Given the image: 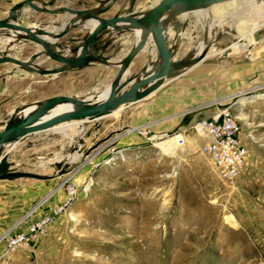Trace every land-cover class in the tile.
<instances>
[{
  "label": "rangeland",
  "instance_id": "374dc122",
  "mask_svg": "<svg viewBox=\"0 0 264 264\" xmlns=\"http://www.w3.org/2000/svg\"><path fill=\"white\" fill-rule=\"evenodd\" d=\"M19 1L0 0V19ZM144 1L32 3L73 10H96L101 4L105 9L98 16L112 17L143 11L155 2ZM15 17L22 26L45 23L54 32L68 13L51 14L23 5ZM180 17L185 22L177 20ZM220 17L225 19L216 28L225 37L216 43V52L237 40V32L229 24L237 26L242 19L233 9L222 10ZM196 19L201 25L190 27L189 21ZM87 32L70 28L57 37L55 51L67 55L66 47H76ZM215 33H210L212 41ZM253 34L256 42L250 47L225 55L216 53V61L226 60L235 70L237 90L251 87L228 101L175 102L174 94L165 96L162 85L144 99L109 114L55 124L22 137L7 149L2 159L6 175L26 172L36 177H0V264H264V83L256 84L246 76V68L264 53V39L260 30ZM202 35V20L195 13L170 19L165 37L169 45H178L172 59L194 53ZM135 43L133 31L109 27L97 36L90 50L106 62L90 61L55 75L31 72L12 62L0 63V130L11 111L22 104L101 91L119 73L117 63ZM38 49L36 42L25 41L8 55L27 60ZM6 51L0 39V54ZM156 56L152 42L145 39L127 62L128 74L149 67ZM33 64L61 66L46 55L34 59ZM217 108H228L237 117L239 136L247 147L241 172L231 184L217 176L211 158L200 150L202 139L192 128L196 120ZM179 129H185L179 136L181 142L172 153L166 152L161 143ZM64 151L77 158L68 159ZM67 185L76 189L77 196L53 216L46 232L26 247L8 249V236L39 216L52 214L64 199Z\"/></svg>",
  "mask_w": 264,
  "mask_h": 264
},
{
  "label": "water",
  "instance_id": "95a60500",
  "mask_svg": "<svg viewBox=\"0 0 264 264\" xmlns=\"http://www.w3.org/2000/svg\"><path fill=\"white\" fill-rule=\"evenodd\" d=\"M33 0H21L14 3L7 11V15L0 19V28H16L18 30L24 31L27 34L28 41L36 42L38 45H41L43 48L37 50L33 53L30 58L27 60L18 59L15 56H2L0 57V63L2 62H12L15 65H19L25 70L39 73L42 75H55L56 73L66 69L67 67L76 68L82 66L90 61L98 60L99 56L90 53L91 48L93 47L94 41L97 36L109 27H113L118 22H123L127 25H141L143 27V32L141 36L137 37L134 30L131 28H126L125 30H131L134 32L136 37V43L131 51L127 54V62L134 56V54L144 45L145 39H148L149 42H152L153 47L157 55L161 58L158 70L156 73L144 80H140L144 71H146L147 66H144L140 71L133 75L123 77L121 75L122 69L119 70V73L116 75L113 81L116 82L115 88L108 96L98 103H91L90 100H81L76 96H53L46 99L48 102L42 104V109L51 107L58 101H66L77 103L79 106L74 108L64 114L57 115L48 119H40L41 112H28L24 113L22 116L14 118L8 122L0 130V159L3 157L6 150L11 149L12 146L21 139L22 137L29 135L31 133L39 132L46 130L55 124L76 120L84 118H96L103 115L109 114L112 111L122 107L124 105L140 101L160 88L166 80L171 70L180 69V68H189L198 62L204 60L209 55L212 44H216L222 37L224 38V32L217 31L215 33L214 39L210 42L209 36L210 32L208 29V24L202 21L203 25V35L202 43H205L202 50L198 54L191 53L188 57L180 60L172 59V51L176 50L174 44L169 45L165 37V25L166 23L174 18V16L179 14L193 13V11H210L214 5L223 4L232 1L240 0H159L154 6L147 8L146 10L135 12L133 14H124V15H115L112 17H100L97 13H94L88 9L85 10H73L68 7H58L56 9H48L37 7L32 3ZM113 1V0H112ZM263 1V0H262ZM264 2V1H263ZM28 5L34 10L55 14L57 12H67L73 13L76 12L79 18H90L95 19L98 23L91 30L89 34H86L82 44V50L78 55H62L52 49L47 41L40 38L38 35L34 34L30 27L22 26L19 23L10 22V18L15 17L18 10L23 6ZM170 14L166 20L163 21L162 17L164 14ZM199 16V15H198ZM200 18V17H199ZM76 19V18H75ZM75 19L71 20V24L58 32L57 37L62 36L69 30L74 27ZM208 22V21H207ZM41 34L48 33L47 30H42ZM230 44H228L225 49H228ZM226 51V50H225ZM228 52H224L223 55ZM41 55H46V58H51L57 62L61 63V66L55 68H41L35 67L33 65V60ZM134 81V84H130ZM130 84V85H129ZM68 170H63L58 173L60 176L62 173H66ZM4 177H16V176H26V177H36L34 174H28L26 172H13V173H4ZM1 176V177H3Z\"/></svg>",
  "mask_w": 264,
  "mask_h": 264
},
{
  "label": "bare ground",
  "instance_id": "6f19581e",
  "mask_svg": "<svg viewBox=\"0 0 264 264\" xmlns=\"http://www.w3.org/2000/svg\"><path fill=\"white\" fill-rule=\"evenodd\" d=\"M252 1L253 2H255V1L256 2H262L264 4V2L262 0H252ZM232 5L234 7L230 8V7H232ZM239 7H240V3H238V2H229V3H224L222 5H218L216 7H213L211 12H210V14H209L210 17H211L210 19L211 20H216L217 18L219 19L220 12L222 10H225V9H229L230 8V9L235 10L234 12H237ZM104 9H105V7L100 4V5H98L96 10L91 9L90 11L98 14L101 11H103ZM195 12H197V11H195ZM169 14H170V11H168V13L164 14L163 17H162V20L165 21L166 20L165 18H167L169 16ZM79 16L80 15H78L76 12L68 13V17L66 19H61V22H60L61 23V27L60 28H56V30L54 32L50 31V27L45 25V23L44 24L43 23L33 24V25L30 26V28H31V30H32V32L34 34L38 35L40 38H42L45 41H47L49 43L50 47L52 49H54L55 48L54 44H55V42L57 40L58 32L60 30H62V29L67 28L72 23L71 20L76 18L75 21H74V27H77V28H79L81 30L82 29H88L87 34H89L91 32V30L95 27V25L98 23V21L95 20V19H90V18H84L83 19L82 17L79 18ZM204 18H206V17H204ZM9 21L13 22V23H19V20L16 19V17L10 18ZM245 23H246V21H245ZM253 24L254 23L248 24V27H246L245 24H243L242 26H235L234 25L235 30H236L237 34L240 36V38L242 39V41L240 42L239 40H237L236 42L232 43L231 48L233 50H238L239 48H245L246 46L248 47L249 45H251V44L256 42V39L254 37L253 32L259 30V28L264 23H262V25H257V26L253 25ZM113 27L114 28H124V29L129 27V28L134 30V32H135L137 37L141 36V34H142L143 30H144L141 25H131L130 26V25H127V24H125L123 22H118L115 25H113ZM42 30H45V31L47 30L48 33L41 34L40 32ZM241 34H242V37H241ZM84 38L85 37H83L82 40H81V43L78 44L74 48H71V47L67 46L66 47V54L70 55V56L78 55L81 52V50H82V44H83ZM0 39L4 40L5 48L7 49L6 52H2L0 54V57L9 56L8 54H12V52H10V51L13 50V48L19 46L21 43H23L25 41H28L26 32L18 30L16 28H10V27H8V28H0ZM40 48H43V47L41 45H39V49ZM202 48H203L202 46L198 47V50H197V52L195 54H198L202 50ZM4 51H5V49H4ZM172 53H173V51H172ZM156 57H157L156 60L153 61L152 64L149 67L146 68V71L143 72L142 77H141L140 80H144L146 78L148 79V78L152 77L156 73V71L158 70L159 64H160V60H161V58L158 55ZM93 61L106 62L102 58H98V60H93ZM117 64L120 65V69H122L121 75L123 77L130 75V74H128V70H127V66H126V60H125L124 57L121 58L120 62L117 63ZM16 66L20 67L19 65H16ZM34 66L38 67V65H34ZM184 70H185V68L173 69V70L170 71L169 76L171 74H173V73L183 72ZM135 82H137V81H134V82H132L130 84L132 85ZM115 85H116V82L112 81L109 85L105 86L101 91H97L95 94L91 93V94L85 95L84 97H77V98H79V99H81L83 101L90 100V101H92L91 103H93V104L94 103H98L100 100L106 98L108 96V94L114 90ZM239 100L244 101L243 97H240ZM44 102H48V101L47 100H42V101H38V102H33L31 104H22V105L16 107L15 109H13L11 111L10 118H9V120L7 119V121L5 122V125H7L10 120H12L14 118H17V117H20L24 113L33 112V111L34 112L35 111L38 112L40 110V112H41V118L40 119H48V118L55 117V116L60 115V114H64V113H66V112H68V111H70V110H72L74 108H77L79 106L77 103H73V102L58 101L54 105H52L51 107H48L46 109H42V104ZM88 119L89 118H84L83 120H88ZM80 134L81 133H79V136H80ZM196 135H198L199 138L202 137V135H200L198 133H196ZM181 140H182L181 137L180 138H178V137L177 138L170 137L169 140H165L161 144L163 146V149L166 152L172 153V148L175 147L176 144H179L181 142ZM66 152H69V151H66ZM4 155H5V153H4ZM4 155H3V157H4ZM65 156H67L68 159H72V158L74 159V155L72 153H66ZM3 157L0 159V177L3 176L4 173L7 172V169L5 168L6 163L4 161H2ZM228 219L232 221L231 222L232 225L235 224L234 220L232 219L231 216H229Z\"/></svg>",
  "mask_w": 264,
  "mask_h": 264
},
{
  "label": "crops",
  "instance_id": "0c3cea01",
  "mask_svg": "<svg viewBox=\"0 0 264 264\" xmlns=\"http://www.w3.org/2000/svg\"><path fill=\"white\" fill-rule=\"evenodd\" d=\"M154 1L155 2L153 4H149L147 8L154 6L159 0H154ZM141 2L146 3V1L144 0H141ZM232 2L240 3V7L237 10V12H235V14L237 17H242V19L237 23V26H242L243 24H245L246 27H248V24L250 23H254L253 25H256V26L262 25V23H264V14H263L264 4L262 2H256V1L253 2L252 0H240V1H232ZM218 5H222V4H218ZM218 5H214V7ZM233 7L234 6L232 5V7L230 8H233ZM147 8L145 7L144 10H146ZM211 10L209 12L205 11L206 13L204 11H197V12L193 11V13H195L196 15H199L200 19L206 22V24H208V29L210 30L209 31L210 33L212 32L215 33V31H217L216 27L221 24L222 20H224L225 17H219V19L217 18L218 20L217 19L211 20L210 19L211 17L209 15ZM259 10H260L259 14L261 15L256 14V11H259ZM188 14L189 13L185 14V16H187ZM177 20H179L180 22H183V21L185 22V20L181 17L177 18ZM200 25L201 24L197 19L194 21L193 20L189 21L190 27L200 26ZM229 26L235 29L234 23H230ZM208 40L212 42L211 37ZM237 40H239L240 42L242 41V39L240 38L238 34H237ZM167 42L168 44L171 43L168 40ZM232 43L230 44L228 48L229 50L223 48V49H219V51L217 52L223 54L224 52L237 51L231 48ZM202 44L203 43H201L199 47L200 46L203 47V45H205V43L203 45ZM174 45L175 47H177L178 46L177 42H174ZM216 48H217L216 44H212L209 55L207 56L206 59L185 69L183 72H179V74L170 78L169 80H166L165 83L163 84L165 87V90H164L165 96L169 95V93L171 95L174 94L175 102H225L226 100L228 101L229 98L231 99L232 97L244 91H248L249 88L251 89V87H248L243 90H237L235 70H231V67L228 61L226 60L216 61L215 60L217 56L216 55L217 52L214 50ZM197 50L194 52V54L197 52ZM246 76H250V79L253 82H256V84L264 83V53H261L260 56H258L253 66H251L250 68L249 67L246 68ZM260 85H254L255 86L254 88L259 87ZM217 110L218 108L214 110L213 112ZM213 112H210L209 115L212 114ZM74 158H77V157H74Z\"/></svg>",
  "mask_w": 264,
  "mask_h": 264
},
{
  "label": "built area",
  "instance_id": "2783aa9c",
  "mask_svg": "<svg viewBox=\"0 0 264 264\" xmlns=\"http://www.w3.org/2000/svg\"><path fill=\"white\" fill-rule=\"evenodd\" d=\"M264 39V24L259 28ZM194 131L202 135L200 150L211 158L217 176L224 182L233 183L239 176L247 157V147L242 142L240 123L228 108H220L207 117L200 118L192 124ZM179 129L173 137L179 138ZM76 189L67 185L66 195L60 205L52 210V214L39 216L30 222L25 229L13 232L8 236V249L15 250L26 247L38 236L46 232L53 216L63 212L76 198Z\"/></svg>",
  "mask_w": 264,
  "mask_h": 264
}]
</instances>
